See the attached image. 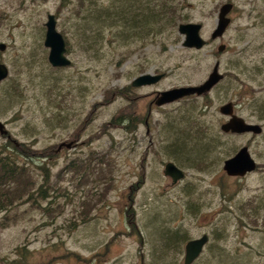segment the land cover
Listing matches in <instances>:
<instances>
[{"label": "rangeland", "instance_id": "374dc122", "mask_svg": "<svg viewBox=\"0 0 264 264\" xmlns=\"http://www.w3.org/2000/svg\"><path fill=\"white\" fill-rule=\"evenodd\" d=\"M86 2L0 0V43L7 45L0 61L10 71L0 81V120L8 130L0 132V147L13 143L31 157L41 154L35 163L61 188L48 186L46 194L56 196L41 204L51 205L54 217L48 209L30 210L22 222L0 229V264H184L186 242L176 232L188 241L209 234L193 264H264V168L227 176L222 161L231 146L227 139L211 141L225 138L217 129L228 120L219 111L227 101L264 126L255 103L264 97V0H178L186 20L157 36L145 29L150 17L135 29L119 25L112 11L123 0ZM225 2L234 3L232 22L212 40ZM49 14L66 40L69 66L48 60ZM183 22L202 23L207 46L184 47ZM138 35L141 41L122 39ZM90 37L97 38L93 50ZM222 43L227 49L219 53ZM217 60L228 78L216 90L150 106L157 91L203 83ZM157 72L166 73L157 84L132 86L137 76ZM119 114L123 123L113 125ZM128 117L141 120L134 130L123 125ZM245 137H232L233 145L245 144ZM174 160L186 174L177 185L164 174Z\"/></svg>", "mask_w": 264, "mask_h": 264}, {"label": "trees", "instance_id": "16d2710c", "mask_svg": "<svg viewBox=\"0 0 264 264\" xmlns=\"http://www.w3.org/2000/svg\"><path fill=\"white\" fill-rule=\"evenodd\" d=\"M87 0H78L79 4L87 5ZM121 0H117L120 2ZM132 3H139L132 8ZM178 0H123L119 4V11L113 8L112 14L120 26L133 29L143 26L148 21L149 7H151V36H157L164 32L166 26L175 24L176 21H184L186 18L179 16L177 13ZM150 5V6H149ZM84 7V6H83ZM128 7V8H127ZM123 9V11H121ZM134 10L131 13L130 10ZM140 17V19H138ZM140 22V23H139ZM118 25V27H120ZM149 24L145 29H148ZM125 28V29H126ZM96 37H90L86 43L92 48L96 47ZM126 41H141L142 35L138 37L133 36V39H125ZM115 41V40H114ZM84 40L79 41L80 47H85ZM69 49L71 42L69 41ZM122 115H115L112 117L111 122L113 125L122 124ZM140 118L128 117L126 124H123L126 129L134 130L141 120ZM139 122V123H138ZM13 143H6L0 147V229L6 228L11 225L18 224L25 220L30 215V210H49L51 217L55 216L51 212V205L42 207L41 204L50 198L56 196L51 192V195L46 194V188L50 186L53 192L57 189L58 193L61 188H58L53 182H47V169L45 165L35 163L37 159H41L42 155L31 157L32 152H27ZM37 153V152H35ZM102 197V196H101ZM50 203L52 200L50 199ZM30 205L31 208L24 206ZM77 224V223H76ZM134 226V225H133ZM138 233V225L133 227V233ZM179 235H178V234ZM176 240L187 242L188 239L179 232L172 233ZM181 246V244H180Z\"/></svg>", "mask_w": 264, "mask_h": 264}, {"label": "water", "instance_id": "95a60500", "mask_svg": "<svg viewBox=\"0 0 264 264\" xmlns=\"http://www.w3.org/2000/svg\"><path fill=\"white\" fill-rule=\"evenodd\" d=\"M232 3H225L221 6L217 28L214 30L212 37H220L223 35L231 19L227 16L232 8ZM46 37L45 46L50 49L49 62L54 67L69 66L72 60L66 55L67 47L66 40L63 34L57 28V18L54 14L48 15L46 22ZM202 24L198 22H183L179 24V32L184 36L183 46L187 48L201 49L205 46L206 40L202 37L200 31ZM7 45L4 42L0 43V50L4 51ZM225 46L221 45L220 50ZM219 64L217 63L210 76L199 85H185L174 87L168 90L159 92L155 103L159 106L174 102L190 95H201L209 91L219 80L222 74L219 73ZM9 67L4 62H0V81L5 80L9 76ZM163 73H143L132 81V86L140 87L144 85L155 84L163 77ZM221 112L226 115H232L229 122L223 123L222 128L229 131L232 129L236 132L243 131H261L262 127L259 124L247 123L243 118L233 114V104L227 103L221 106ZM0 132L6 134V124L0 120ZM255 162L247 151V147L241 149L236 156L228 159L225 163V170L230 175H244L247 171L254 169ZM165 174L173 178L174 182L184 177L182 169L178 168L173 162H168L165 166ZM210 241L209 234L205 233L201 237L187 241L185 245V264H192L200 257L205 245Z\"/></svg>", "mask_w": 264, "mask_h": 264}, {"label": "flooded vegetation", "instance_id": "af4514ba", "mask_svg": "<svg viewBox=\"0 0 264 264\" xmlns=\"http://www.w3.org/2000/svg\"><path fill=\"white\" fill-rule=\"evenodd\" d=\"M225 3H232V2H225ZM224 3V4H225ZM223 5V4H222ZM221 5V6H222ZM232 8H231V10H230V12L228 13V17L231 19V21H230V23L228 24V26H227V28H226V30L224 31V33L227 31V29H228V27H229V25L231 24V22H232V18H231V16H230V13L234 10V3H232ZM221 8V7H220ZM219 11H220V9H219ZM219 15V14H218ZM151 18V8L149 9V15H148V18ZM218 22V21H217ZM202 24V23H201ZM217 26V25H216ZM202 28H203V24H202ZM202 28H201V31H202ZM217 28V27H216ZM215 28V29H216ZM151 30V26H150V24H149V28H148V30ZM47 31V30H46ZM201 31H200V33H201ZM214 32V31H213ZM213 32H212V35H213ZM224 33H223V35H224ZM202 35V34H201ZM212 35H211V38H212V40H216L217 38H222V36H220V37H216V38H213L212 37ZM45 37H46V34H45ZM202 37H203V35H202ZM204 38V37H203ZM205 39V38H204ZM206 40V39H205ZM208 42L209 41H207L206 40V44H205V46H207V44H208ZM221 45H224L225 47L223 48V49H221L220 50V46ZM204 46V47H205ZM192 49H194V48H192ZM201 49H203V48H201ZM201 49H196V50H201ZM225 49H227V45L226 44H224V43H222V44H220L219 45V47H218V52L219 53H221V52H223V51H225ZM219 53H217L216 55H219ZM49 60V59H48ZM1 62V61H0ZM219 64V68H218V70H219V73L220 74H222L223 76H222V78L219 80V82H217L209 91H207V92H205V93H203V94H201V95H190V96H186V97H188V98H190V97H201V96H204L205 94H208V93H210L211 91H213L217 86H219L220 84H222L223 82H224V80H226L227 78H228V73L227 74H224L223 72H221L220 71V61L219 60H217L216 61V63H215V65H214V67H213V70H214V68H215V66H216V64ZM51 64V63H50ZM52 65V64H51ZM53 66V65H52ZM54 67V66H53ZM64 67V66H63ZM56 68H62V67H59V66H57ZM264 69V68H263ZM212 70V71H213ZM212 71L210 72V74L212 73ZM161 73H163L164 75H163V77L160 79V81H162L165 77H166V73L165 72H157L156 74H161ZM210 74H209V76H210ZM208 76V77H209ZM160 81H158V82H160ZM157 82V83H158ZM157 83H155V84H157ZM151 85H154V84H151ZM258 85H260V84H258ZM144 86H149V85H144ZM140 87H142V86H140ZM218 88V87H217ZM216 88V89H217ZM215 89V90H216ZM159 92H161V91H157L156 93H155V99H154V102H151L150 103V106L151 105H153L154 103H155V101H156V99H157V96H158V94H159ZM186 97H183V98H181V99H178V100H176V101H179V100H182V99H184V98H186ZM258 99V98H257ZM260 100H258V101H256L255 103H256V109H257V111H258V113L260 114L259 116H260V119H264V97H261V98H259ZM175 101V102H176ZM227 103H232L233 104V114L234 115H237L238 117H241V118H243L247 123H253V124H259V123H254V122H249L245 117H243L242 115H240V114H238L237 113V106H238V102H235V101H227V102H225V103H223L222 105H224V104H227ZM168 104V103H167ZM155 105H157L156 103H155ZM166 105V104H165ZM221 105V106H222ZM157 106H159V105H157ZM162 106V105H161ZM221 106H220V108H219V111H220V113L222 114V115H224V116H226L227 118H228V120H226L225 122H223V123H226V122H229L231 119H232V115H226V114H224V113H222L221 112ZM222 123V124H223ZM222 124H221V126H222ZM261 127H262V129H261V131H259V132H254V131H243V132H236V131H233L232 129H230L229 131H227V130H224L221 126H220V129H217V132L218 133H220V134H222L225 138H220L219 136H213L212 138H211V141L213 142V143H215L216 145H218V143L219 144H224L225 143V139H227V146L228 147H230L229 149H228V152L229 153H231L230 155H228L227 157H224L223 158V161H222V168H223V170L226 172V174H227V176H229V177H231V178H237V177H239V178H241V177H245V176H247V175H249L250 173H255L256 171H258V170H262L263 168H264V126L262 125V124H259ZM200 131H202V134L205 136L206 134H208L207 133V130H203V129H200L199 130V132ZM198 132V133H199ZM236 136H246L245 138H246V140H245V144H242V145H240V144H237L238 146L236 147V145H233V139H232V137L234 138V137H236ZM217 139V140H216ZM63 145H62V147L63 146H68V147H75L77 144H76V142H70V143H66V142H64V143H62ZM244 147H247V151H248V153L250 154V156H251V158L254 160V162H255V167H254V169H252V170H249V171H247L244 175H230L226 170H225V163H226V161L228 160V159H231V158H233L234 156H236L237 155V153H239L240 151H241V149L242 148H244ZM233 151V152H232ZM176 160V159H175ZM175 160L174 161H168V162H173L178 168H180L181 166L180 165H178L177 163H175ZM167 162V163H168ZM166 163V164H167ZM166 166V165H165ZM197 166L200 168V166H199V164H197ZM180 169H182V168H180ZM205 169H207V168H205ZM204 169V170H205ZM183 170V169H182ZM183 172H184V174H185V171L183 170ZM164 174H165V168H164ZM166 175V174H165ZM186 175V174H185ZM185 175H184V177L182 178V179H179L177 182H174L173 181V178L171 177V176H169V175H167V176H169V177H171V179H172V184L173 185H177V184H179L180 183V181L181 180H183L184 178H185ZM202 192H203V189H202ZM223 195L225 196V193H223ZM224 198V197H223ZM227 198V199H226ZM226 198H225V200H227V201H229L230 200V198H231V194L230 195H228V196H226ZM264 194H262V197H261V199H260V203H259V211H260V209H262V208H264ZM203 200H205L204 198H202ZM206 201V200H205ZM193 239V238H192ZM190 240V239H189ZM210 242V241H209ZM208 242V243H209ZM187 243V242H186ZM208 243L205 245V247L208 245ZM205 247H204V249H205ZM204 249H203V252H204ZM203 252H202V254H203ZM201 254V255H202ZM201 255H200V257H201ZM199 257V258H200ZM198 258V259H199ZM198 259H196V260H198ZM184 260H185V256H184ZM195 260V261H196ZM194 261V262H195ZM193 262V263H194ZM192 263V264H193ZM184 264H185V262H184Z\"/></svg>", "mask_w": 264, "mask_h": 264}, {"label": "bare ground", "instance_id": "6f19581e", "mask_svg": "<svg viewBox=\"0 0 264 264\" xmlns=\"http://www.w3.org/2000/svg\"><path fill=\"white\" fill-rule=\"evenodd\" d=\"M182 179V178H181Z\"/></svg>", "mask_w": 264, "mask_h": 264}]
</instances>
